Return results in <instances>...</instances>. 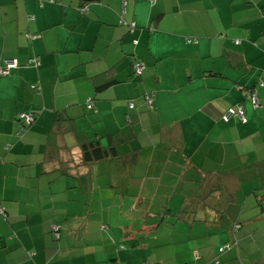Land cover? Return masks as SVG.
<instances>
[{"label":"crops","instance_id":"obj_1","mask_svg":"<svg viewBox=\"0 0 264 264\" xmlns=\"http://www.w3.org/2000/svg\"><path fill=\"white\" fill-rule=\"evenodd\" d=\"M83 3L0 0V264H264V0Z\"/></svg>","mask_w":264,"mask_h":264},{"label":"trees","instance_id":"obj_2","mask_svg":"<svg viewBox=\"0 0 264 264\" xmlns=\"http://www.w3.org/2000/svg\"><path fill=\"white\" fill-rule=\"evenodd\" d=\"M88 1H90V0H84V2H86V3H83L82 5L80 4V6L78 8V11L81 14H87L88 13V10H89L88 3H87ZM121 22L124 23L122 16H121ZM131 27L134 28L135 27V23H134V25L131 24ZM236 41L237 40H235V42ZM236 43H238V42H236ZM3 60H2V62H0V65H2ZM38 62H39V60H38ZM137 62L143 63L142 61H138V60H134L133 61V63H132V70H133V74L134 75H140L142 73V71L144 70V68H145V65L143 63L144 68L142 69V71L140 73H138V74L135 73L134 72V64H136ZM36 66L38 67L39 64L36 65ZM18 67H19V62H18V66L16 68L11 69L8 74H5V75H1L0 74V77L1 76L10 75L11 72L14 69H17ZM261 72H262V74H264V66L262 67V71ZM257 84L260 85V86H264V81L262 79H259ZM253 93H255V95H256L255 89H252L248 93V97L251 98V100H252V94ZM256 102H257V100H256ZM151 103H152V101H151ZM232 109L233 110H236L234 108H232ZM20 112H29V111L28 110H20L17 113V120L21 123V128L22 129L25 128V127L27 128L30 125L31 122L30 123H27L21 117H19V113ZM232 116H237V115H232ZM232 116H230V117H232ZM244 120H245V118H244ZM80 148H81V153H82L83 161L86 164L87 163H94V162H98V161H103V160H108V159H118V158H120L119 151L117 150V147H116L115 144H111V145H108V146L104 147V146L101 145V143H100V141L98 139L92 140V139H89L88 138V140L82 141L80 143ZM0 159H1V156H0ZM114 186H115V184L112 182L111 183V187L114 188ZM160 208L161 209H159L157 211L155 210L154 212L161 213V214H166V216L167 215L168 216H173L174 215V216L180 217V218H182V217H188V218H190V220L196 219L195 214L193 213V211L187 210V209H184V208L172 209L171 207H169V205L167 204V202L162 203L160 205ZM3 209H4V207H3ZM1 213L3 215H5L6 214V210L4 209L3 212H1ZM204 220L207 221V218H204ZM54 225H56L57 230H54V228H53ZM239 225H240L239 222H234L232 224V226H231V230L230 231L231 232L236 231V229L239 227ZM102 226H105V224H103ZM51 229L54 231V234L53 235L55 237H58L60 235V233H58L59 232V225L58 224L53 223L51 225ZM237 244H238V240L235 237L232 238V239L229 238L228 240H226V241H224L222 243L216 244V256L213 258V261L215 263H218L219 262L218 255L221 254V253L226 252L227 250H229L233 246L235 247ZM121 246H123V244H121ZM200 258H201V254H200L199 249L198 248L192 249V259H193L192 261H193V263L194 264H202ZM141 264H150V263L149 262H142Z\"/></svg>","mask_w":264,"mask_h":264},{"label":"built area","instance_id":"obj_3","mask_svg":"<svg viewBox=\"0 0 264 264\" xmlns=\"http://www.w3.org/2000/svg\"><path fill=\"white\" fill-rule=\"evenodd\" d=\"M149 1L152 2L154 0H149ZM125 3H126V1L123 0V8L125 7ZM29 17H28V19H30V20H33V18H34L31 15ZM131 24L134 25V23H131ZM25 36L26 37H29V38L36 37L35 34H32L29 31H26L25 32ZM237 42H238V40H237ZM29 62H31L35 66L39 64L37 58H32V59L29 60ZM17 66H18V60H17V58H5L3 60L2 65H0V74L1 75L8 74L11 69L16 68ZM143 68H144V65L141 62H137L136 64H134V72L137 73V74L140 73ZM152 97H153V94H147V95H145V101L150 104L151 101H152ZM252 101H253L254 105H257L256 104L257 102H256V95H255V93L252 94ZM88 106L89 107L92 106V102L90 100L88 101ZM132 106H133V104L131 102L129 104V107H132ZM232 115H237L242 120H244V118H245L244 117V110H243V108L240 105H238V107H237L236 110H233L232 108H230L229 110H227V112L223 115V118L225 120H228L229 117L232 116ZM19 117H21L25 122L30 123V122H33L34 121L35 114H33L32 112H20L19 113ZM3 210H4L3 209V206L0 204V212H3ZM53 228H57L56 225H54Z\"/></svg>","mask_w":264,"mask_h":264}]
</instances>
